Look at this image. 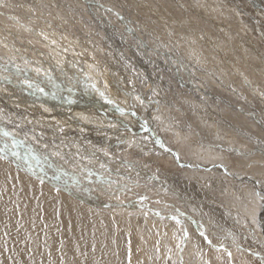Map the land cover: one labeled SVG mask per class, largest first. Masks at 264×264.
Returning a JSON list of instances; mask_svg holds the SVG:
<instances>
[{
	"label": "rangeland",
	"instance_id": "1",
	"mask_svg": "<svg viewBox=\"0 0 264 264\" xmlns=\"http://www.w3.org/2000/svg\"><path fill=\"white\" fill-rule=\"evenodd\" d=\"M35 1L40 3L39 6L35 5L36 2L31 3L29 0H3V4H0V34L4 33L3 36H5L8 41V43L7 41L6 43L4 42L5 46L8 44L5 47L6 49L2 47L3 45L0 46V67L2 68L0 69V126L5 127L7 124L15 123V125L17 124L19 127L24 129L27 128L26 130L31 127L29 130H34V135L36 134V136H34L31 133L32 136L30 132H18L17 134L20 136H15L16 141H18L15 142V145L18 147L15 146L16 148H14L13 140H9L10 138L0 133L2 136L0 137V144L1 142L3 144V146L0 145V149H4L6 156L11 157L13 152L18 153L20 150L19 153L21 154L18 153L17 160L21 162L17 161L18 164L21 163L27 165L26 167L32 170L40 171L39 174H45L44 176L53 179L55 183L62 186L60 189L64 191L71 192V188H73L72 192L75 193L76 196H79H77L76 199L85 200V203L89 205L92 203V206L99 207V209L101 205L105 208H110L114 205L111 202L113 201L111 198H115L116 196V198L120 200L118 201L115 198L114 201L120 202L123 205L120 206L121 208H128L131 210L132 214L141 215L144 219L146 216H151L152 218L157 215L156 217H159L161 220L170 221L172 223H177L176 221L179 220L180 225L179 223L177 224L181 228L182 235H184L186 231L187 237L191 236L189 239L194 240V242L196 241L195 243H197L198 251L200 254L202 253V264H207L206 261L209 262L208 255L206 254L209 251L208 249L211 248L210 250H213V247L219 244V248L226 246L220 251V253H223L220 254L217 264H264V196L260 195L256 198L259 200V205L256 210L257 217L255 216V221H251L252 218L247 216L248 214L246 212L224 200L222 196L224 193L221 195V193L217 192L220 194L217 195L216 192H214L213 197L205 196L206 199L204 196H199L194 190H185L183 187L177 186L172 181L174 179L177 181L181 179L179 178L181 176V174H179L180 168H185L191 160H197V158H191L193 154L188 148L186 151V146H184V156L190 159H188L185 167L181 164L179 165L178 162L175 161L174 154L166 149L169 148L175 151L180 157L184 156H181L182 152L181 149H179V145H177L178 143H175L173 136L167 131L169 126L163 118H154L156 121L155 127L151 126L152 133L147 129L148 118L152 111V106L155 105L154 103L158 102L157 98L155 100L151 99L149 94L157 97L158 93L156 89L162 88L160 90L164 91L166 88L163 86L164 84H160V79L154 76L156 74L170 76V82L175 86L179 84V81L181 84L193 85L186 88V93H178L176 97L180 95L186 96L188 94L192 96L191 92L193 89H196L195 85L199 88H203L202 86L204 85L203 90L205 92L207 91L209 95L211 94L210 96L213 98H211L212 102H218L219 99L218 104L220 105L222 102L224 104L220 107H225L224 109H227L228 106V110L231 109L230 113H233L234 116L236 115L235 113H238L237 115L246 117L248 121L251 120L248 113L251 114L253 110L254 113L252 114L256 117L259 116L258 119H262H259V121L261 120L260 122L264 125V0H124V2L123 0ZM148 1H150V3ZM137 10L139 12H137ZM11 20L14 21L12 22ZM32 20L33 22H31ZM61 20H63V22ZM3 26L6 27L7 33L3 32ZM25 27H30V30L39 31L40 33L43 32L45 36H48V40L49 38H52L51 40L57 38V41L55 40L52 44L58 43L65 47L67 45V48L69 46L70 48L68 49H70V52L67 49L66 53L70 56V59L74 61L79 60L77 63L71 60L75 64L74 66L78 65L76 68L74 67L75 69H77V67L78 71L81 69L79 72L80 74L77 73L78 75L82 77L85 74V67L83 68L81 64H83V66L87 64V67L90 66V68H92L91 70L85 69L88 78L86 80L83 78L78 84V80L81 79V77L77 78L76 73L68 72L67 69L59 67L60 65H57L59 67L58 69L53 62L47 64L46 62H48V59H44L45 56L43 54L50 50L44 44L41 45V42L35 41L33 32L31 34ZM7 28L13 29L14 31L8 30ZM24 31L27 33L25 34ZM47 31L49 33H47ZM19 32L21 34H19ZM122 34H124V36ZM136 35L141 39L136 37ZM195 37L202 38L201 44L198 42V45L194 42L196 41ZM181 39H185L186 41ZM32 40L34 42H32ZM12 42H17L18 44H13ZM184 42L187 43L183 44ZM10 45L11 47L13 46L11 49ZM148 46L151 47V49ZM7 47L10 50H7ZM214 49L216 51H214ZM204 53H207V57ZM36 56H42L43 60ZM75 56L79 57V59H76ZM150 58L153 59L150 60ZM155 58L156 60H154ZM86 61L87 63H85ZM13 64L17 68V71H19V74L9 70L14 67ZM201 64L212 67L211 69H203L200 68ZM193 65L199 67L200 70L194 68ZM219 65H221V67H219ZM38 66L44 69L47 68V70L50 69H48V67H51V69L46 72L34 70L35 67L38 68ZM91 66H94V68ZM217 67L222 68V70L219 68L216 69ZM27 68L34 72L32 74L28 73L26 71ZM262 69L263 71H261ZM100 71H104V74H101ZM93 72L96 78L91 79L89 75ZM193 72L197 74V77ZM248 72H250V74H252V72L253 74L255 73V76L258 74L260 75H258L259 77L257 76L258 78L254 77L255 84H258V86L247 87V80L244 76H246ZM253 74L251 75L252 77ZM101 75L105 80L104 82H106L104 84L101 82ZM68 77H70L69 79H71L72 82ZM90 80L96 84L99 83V90L102 89L103 91L104 97L101 95L102 93L99 95L93 93L97 100V104L90 102L87 96L83 94L84 90L88 88L87 82ZM157 80L158 82H156ZM161 81L163 82V80ZM203 81H205L207 85ZM208 81L210 83L212 82L213 85L210 84L208 86ZM170 82L167 83V81H165L166 86H168ZM77 85H80L82 88ZM260 85L263 86L261 87ZM105 86L108 88V92L103 89ZM210 88L212 90L214 88L215 91H212ZM67 89L71 92H66ZM223 89L225 93L222 91ZM260 89L262 90L260 91ZM176 90L180 91L181 89L177 88ZM239 90H246V92L241 93ZM204 91L201 89L198 94H202ZM238 91L240 93H238ZM77 92L80 94L75 95ZM166 92L167 91L163 92L164 95L173 97V94L168 95ZM218 92L222 93L218 94ZM106 94L108 95L105 96ZM68 97L70 99H67ZM237 98L239 100L238 102H244V108L242 104H237ZM109 101L111 102L109 103ZM228 102H230L231 105ZM246 102L247 104H245ZM68 103L70 105H68ZM162 104L163 103H161V105ZM234 105L237 106L234 107ZM240 106H242L244 111ZM258 107H261V109L258 110ZM164 108L165 106L163 105V109ZM156 109H158V107ZM3 112H5V114ZM56 116H58L57 119ZM229 116L234 117L231 115ZM184 117L179 116L181 121L185 119ZM188 122V120L183 121L185 125H187ZM189 123L191 125V122ZM23 125H25V127H23ZM10 128L11 126L2 129L0 127V131L8 133ZM11 129L14 130V128ZM92 136L96 138V141H93ZM151 136H157L158 138L156 139L158 142L156 139L153 140ZM3 137L8 140L6 139L5 141ZM17 138L20 139L17 140ZM243 138L245 139V136H243ZM98 139L99 143H97ZM33 140L36 141V143H31ZM85 140H88L89 143L85 142ZM247 140L248 139H246V141ZM8 141L12 143H8ZM20 141L22 145L19 143ZM112 141L113 143L115 142L114 144H118L119 147H117L116 150L109 151L108 148L114 145ZM101 143L104 144V147L101 146ZM5 145H7L6 148ZM25 145L26 147H24ZM106 145L107 148H105ZM60 146L63 151L59 148ZM64 148L66 150H64ZM36 150L39 151L37 152ZM60 150L61 153H59ZM134 151L137 153L146 151V153L138 156L134 155L136 153ZM164 152L171 154V158L167 155H163ZM54 153L58 157L55 155V158H53ZM51 154H53V156ZM94 154L97 158L92 157L95 156ZM65 157H67V159ZM24 158L28 160L24 161ZM239 159L245 161L244 163L241 162V165H245V163L247 165L246 157ZM69 160L73 164H71ZM200 161L203 160L200 159ZM259 161L260 160L254 164V167H261L264 171V162L261 163ZM69 163L70 165H68ZM237 163L236 161L235 164ZM15 165L18 167L17 164ZM21 168L22 167H18V169ZM62 168L64 170H62ZM93 168L96 170H93ZM61 170L62 172L64 171L63 173H65V175H63V173L60 175ZM233 170L238 173L241 171L239 169ZM94 171L98 172L96 176H92L91 174L94 173ZM263 171H261L260 174L263 173L262 176L264 177ZM113 174H120L118 175L119 178H117L118 176L115 177ZM98 176H108L107 180L110 182L104 184L100 183L95 185L96 187H90V180H94V177ZM86 181L89 182L86 183ZM229 181L232 180L226 181L227 183L225 182V186L223 187L224 190L230 188ZM258 183V185H260L259 187L264 188V178L262 182L259 181ZM260 183H263V186H261ZM235 185L237 187L239 186V184ZM159 186L163 188L160 189ZM74 190L76 191L74 192ZM191 196L193 197L191 198ZM214 198L218 200L217 203V200ZM243 198L245 199V197ZM208 199H210V201ZM108 200L110 202H108ZM207 200L209 202H207ZM222 200L224 203L221 202ZM227 206L229 208H227ZM173 217H176V219H173ZM185 217L190 220H185ZM188 221L191 222L188 223ZM235 221L236 223H234ZM247 227L250 228L248 229ZM196 228L206 235L202 236L200 232L197 233L198 231H196ZM205 236L207 239H205ZM184 239L185 242H187V239ZM208 240L211 241V243L207 245V243H209ZM251 241L253 243H251ZM204 245L210 247L208 248L206 246L207 248H205ZM229 253L231 255H229Z\"/></svg>",
	"mask_w": 264,
	"mask_h": 264
},
{
	"label": "bare ground",
	"instance_id": "2",
	"mask_svg": "<svg viewBox=\"0 0 264 264\" xmlns=\"http://www.w3.org/2000/svg\"><path fill=\"white\" fill-rule=\"evenodd\" d=\"M29 1L31 3L36 2L35 0H29ZM42 1H44V0H42ZM150 1H148V2L150 3ZM123 2H124V0H123ZM57 3H59V2H57ZM145 3H146V1H145ZM0 4H3V0H0ZM39 4L40 3H37V2L35 3V5H38V6H39ZM41 6H43V5H41ZM137 12H139V11L137 10ZM152 12H150V13H152ZM64 17H66V16H64ZM147 19H148V17H147ZM165 20H167V19H165ZM61 21L63 22V20H61ZM31 22H33V20ZM35 22H36V20H35ZM4 23H6V22H4ZM168 23H170V22H168ZM24 24H26V23H24ZM46 24H48V23H46ZM13 25H14V23H13ZM16 26H18V25H16ZM30 27H32V26H30ZM30 27H25V29L28 30V32H30L31 34L33 32L34 40L41 42V45L44 44L50 50L49 52L43 54L45 56L44 59H46V60L48 59V62H46L47 64L50 62H53V64H55L56 66L60 65L59 67H63L64 69H67V71L71 72V73L74 72L77 74L81 71V69H79V71H78V67H77V69H75L76 66H78V65L74 66L75 64L71 61L73 59H70V56L66 53L67 52L66 50L68 48H70L69 46L67 48V45L65 44L66 41H65V43H63L66 45V47L64 45L62 46V44H58V43L52 44L57 38L56 39L53 38V40H51L52 38H49V40H48V36H45L43 34V32L40 33L39 31L30 30ZM4 28H2L3 32L7 33L6 27H4ZM18 28H20V27H18ZM105 28H107V27H105ZM10 30H13V29H10ZM16 30H17V28H16ZM171 31H173V30H171ZM24 33H25V31H24ZM47 33H49V32L47 31ZM47 33H45V34H47ZM19 34H21V33L19 32ZM3 35H4V33L0 34V41H1L0 46L3 45L2 47L5 48L8 44L6 46L4 45V42L6 43L7 38ZM48 35H50V34H48ZM66 35H67V33H66ZM122 35L124 36V34H122ZM168 35H170V34H168ZM171 35H172V33H171ZM125 36H127V35H125ZM10 37H12V36H10ZM136 37L140 38L138 35H136ZM158 37H157V39H158ZM33 38H31V39H33ZM64 38H65V36H64ZM178 38H180V37H178ZM195 38H196V41H194V42H196L197 44H198V42L199 43L202 42L201 41L202 38L201 39L199 37L198 38L195 37ZM140 39H138V40H140ZM153 39H156V38H153ZM159 39H160V37H159ZM129 40H131V39H129ZM146 40H144V41H146ZM181 40H183V39H181ZM10 41H11V39H10ZM15 41H16V38H15ZM30 42H31V40H30ZM32 42H34V41L32 40ZM178 42H179V40H178ZM7 43H8V41H7ZM35 43H37V42H35ZM186 43L187 42H184L183 44H186ZM72 44H74V43H72ZM197 44H195V45H197ZM68 45H69V43H68ZM148 45H150V44H148ZM157 45H159V44H157ZM35 46H37V45H35ZM166 46H167V44H166ZM12 47L10 45V49ZM38 47H40V46H38ZM132 47H134V46H132ZM149 48L151 49V47H149ZM10 49L7 47V50H10ZM128 49H129V47H128ZM168 49H171V48H168ZM68 50L70 52V49H68ZM214 51H216V50L214 49ZM197 52H198V50H197ZM204 54H206V57H207V53H204ZM77 56H75L76 59H79V57H77ZM220 56H223V55H220ZM12 57L16 58L14 56H12ZM36 57H39L40 59L43 58L42 56H36ZM182 57H183V55H182ZM184 57H185V55H184ZM151 59H153V58H150V60ZM201 59H203V58H201ZM154 60H156V58ZM77 61H79V60H77ZM77 61L75 60L74 62L77 63ZM229 62H230V60H229ZM85 63H87V61ZM221 63H223V62H221ZM130 65H132V64H130ZM201 65H200V68H203V69H211V67H212V66L209 67L208 65H204V64L202 66ZM81 66L83 68L85 67L86 70L92 69V68H90L89 65H88L89 67H87V64H84V66H83V64H81ZM193 66H194V68H197V70L198 69L200 70L199 67H197L195 65H193ZM14 67H15V65H14ZM59 67H58V69H59ZM91 67L94 68V66H91ZM219 67H221V65H219ZM219 67H217L216 69H218ZM49 68L51 69V67H48V69ZM0 69H2V68L0 67ZM12 69L10 68L9 70L19 74V71H17L16 67L13 70ZM85 69H84V71H85L84 76L81 77V75L77 74V78L81 77V79H79L80 81L78 80V84H79V82H81L83 80V78H84V80H86L88 78V75H87ZM219 69L222 70V68H219ZM34 70L42 71V72L49 71V70H47V68L44 69L41 66L40 67L38 66V68L35 67ZM26 71L30 74H32L34 72L33 70L28 69V68ZM235 71H237V70H235ZM257 71H259V70H257ZM261 71H263V69ZM102 72L100 71L101 74H104V71H102ZM250 72H248L247 75L244 76V77H246V80H247V81L245 80L247 82V87L255 86V85L258 86V84H255V78L254 77H257L259 74L257 76H255L254 75L255 73L253 74V72H252V74H253V77H252L251 76L252 74H250ZM150 73H151V70H150ZM193 73H195V72H193ZM221 73H223V72H221ZM93 74H94V72L89 75L91 77V79L96 78ZM167 74H169V73H167ZM263 74H264V72H263ZM162 75L156 74L154 76L156 78L160 79L159 80L160 84H164L163 86L166 87L164 91H167L166 93H168V95L173 94V97L164 95V93H163L164 91L160 90L162 88L156 89L157 93H158L157 97L149 94V97L151 99L155 100L157 98V101L159 103L156 102V103H154L155 105L153 104L154 106H152V109H151L152 111H151L150 116L148 118L149 124L147 123V125H148L147 129H149V132L152 133L151 126L155 127V121H156V119H154V118L155 117H157L158 119L160 117L163 118L164 121L169 126V128H167V131L171 134V136H173L175 143L177 142L178 143L177 145H179V149H181V152H182L181 156H184L183 149L185 148L184 146H186V148H185L186 151L188 148V150H190L191 153L193 154V156L191 158H193V157L197 158V160H191L187 164V161L190 158H187L186 156L180 157V155H178L175 151H173L169 148L166 149L167 151H170L171 153L174 154L175 161L178 162L179 165L181 164L183 167H185V165L187 164L185 168H180L181 170H179V174H181V176L183 175L182 177L181 176L179 177L181 179H179L178 181L176 179H174L172 182L179 187H183L185 190H194L199 196L213 197L214 192H216L217 195H220L218 193H221V195H222V193H224L222 196H223L225 201H227L229 204L235 205L237 208L242 209V211H244L248 214L247 216H250L252 218L251 221L254 220L255 216H256V210H257L258 205H259V200L256 198L259 197L260 195L264 196V188L259 187L260 185H258L259 181H261V182L263 181V178H264L262 176L263 173L260 174L261 171H263V170L261 169V167L260 168L254 167V164L258 160H260L259 162H261V163L264 162V125L262 122H260L262 119L259 118V119H261L259 121V119H258L259 116L256 117L254 114H252V113H254L253 110H252V113L250 111L251 114L248 113V116H250V119L252 121L251 120L248 121L247 118L243 117L242 115H241L242 117H240L239 115H237L238 113H235L237 115V116L235 115L236 116L235 117L233 113H230L231 109L228 110V106H227V109H224L225 107H220L223 104V102H222V104L219 105L218 104L219 99H218V102L217 101H214V102L211 101L213 98L210 96L211 94L209 95L207 93V91L205 92L203 90L204 85L202 86L203 88H199V87H197V85L194 84L196 86V89H193V91L191 92L192 96H190L188 94L186 96L180 95V96L176 97L178 95V93H181V94L186 93V88L188 86H193V85H191V84L185 85L183 83L181 84V82L179 81V84H177L175 86L173 83L170 82V78H171L170 76H168V75L162 76ZM222 75H224V74H222ZM196 77H197V74H196ZM225 77H226V75H225ZM227 77H229V76H227ZM69 78L70 77H68V79ZM100 78L102 80L101 81L102 84L106 83V82H104L105 80H104L103 76ZM213 78H212V80H213ZM230 78H231V76H230ZM208 79H210V78H208ZM69 80H71V79H69ZM161 80H163V82ZM165 81H167V83L170 82V84L168 86H166ZM71 82H72V80H71ZM96 82H97V80H96ZM156 82H158V80ZM203 82L205 83V81H203ZM76 83H77V81H76ZM154 83H155V81H154ZM208 83H209L208 86L210 84L213 85L212 82L210 83L208 81ZM31 84H33V83H31ZM87 84H88L87 85L88 88H86L85 90L83 89L84 93L83 92L82 93L87 96V99L90 102H92L93 104H97V100H96L95 96L93 95V93L96 95H99L100 93L103 94V91H102V89L99 90V83L96 84V83L92 82V80H90L87 82ZM237 84H238V82H237ZM237 84H234V85H237ZM230 85H231V82H230ZM85 86H86V84H85ZM78 87H77V89H78ZM176 87L180 88L181 90L180 91L176 90L177 89ZM80 88H82V87L80 86ZM105 88H106V86L103 87V89L107 91L108 88H106V89ZM192 88H194V87H192ZM201 89H202V91H204V93L198 94ZM25 90H27V89H25ZM213 90H214V88H213ZM261 90L262 89H260V91ZM74 91H76V90H74ZM222 91L225 93L224 89ZM239 91L241 93L246 92V90H244V91L239 90ZM239 91H238V93H240ZM66 92L69 93L71 91H68V89H67ZM66 92H64V93H66ZM78 92L75 95L80 94ZM220 93H222V92H218V94H220ZM246 94H245V96H246ZM1 95H3V94H1ZM107 95L108 94H106L105 96H107ZM221 95H220V97H221ZM100 97H101V95H100ZM103 97H104V95H103ZM226 97H227V95H226ZM63 98H65V97H63ZM67 99H70V98L68 97ZM232 100H235V99H232ZM63 101H65V100H63ZM238 101L239 100L237 98V104L240 103ZM250 101H251V99H250ZM257 101H259V100H257ZM133 102L135 103L136 101H133ZM160 102L163 104L161 105ZM247 102L245 104H247ZM263 102H264V100H263ZM71 103H73V102H71ZM228 103L231 105L230 102H228ZM243 103H240V104H242V106H243ZM68 105H70V104L68 103ZM163 105L165 106L164 109H163ZM236 106L237 105H234V107H236ZM242 106H240V107L242 108ZM157 107H158V109H156ZM243 108H244V106H243ZM246 109H248V108H246ZM260 109H261V107L258 110H260ZM243 111H244V109H243ZM3 113L5 114V112H3ZM229 115L234 116V117H230ZM260 115H261V112H260ZM179 116H183V117L185 116L184 117L185 119L183 121L188 120L189 122H191V125L189 122L187 125H185L186 122L183 123V121L180 120ZM57 118H58V116H56V119ZM181 119H182V117H181ZM71 120H73V119H71ZM23 123H25V122H23ZM60 124H62V123H60ZM9 126H11V128H14V130H12L10 128L9 129L10 135L5 136V137L10 138L9 140H13V143L18 142V141H16V137H15L16 135H18L17 137L20 136L19 134H17L18 132H20V133L21 132H25V133L30 132V134L32 133L34 135V130H29V128H31V127H29L28 130H26L27 128L24 129L22 127H19L17 124L15 125V123L7 124L5 127H9ZM27 126H29V125H27ZM0 127H1V129L5 128L3 126H0ZM23 127H25V125H23ZM242 128H244V129H242ZM245 130H247V131H245ZM0 133H2L1 135H4L5 131H3V132L0 131ZM1 135H0V137H2ZM40 135H42V134H40ZM34 136H36V134ZM243 136H245V139L243 138ZM92 137H93V141H96L95 140L96 138H94V136H92ZM7 138L3 137V139H5V141ZM151 138L153 140H155L158 137L157 136H151ZM19 139L20 138H17V140H19ZM111 139H113V138H111ZM246 139H248V140L246 141ZM34 140H35V138H34ZM34 140L31 143H34V142L36 143V141H34ZM53 140H54V137H53ZM59 141H61V140H59ZM98 141H99V139L97 140V143H99ZM100 141H101V139H100ZM105 141H106V139H105ZM9 142H11V141H8V143ZM22 142H23V139H22ZM85 142L89 143L88 140H85ZM157 142H158V140H157ZM19 143H21V141ZM102 143H103V141H102ZM112 143H113V141H112ZM59 144H60V142H59ZM101 144H99V145H101ZM105 144H106V142H105ZM0 145L3 146L2 142ZM21 145H22V143H21ZM103 145L104 144H102L101 146H103ZM180 145H181V147H180ZM108 146H109V144H108ZM16 147H18V146H16ZM16 147H14V148H16ZM24 147H26V145ZM117 147H119L118 144H114V145H111L108 149H109V151L110 150L113 151V150H116ZM59 148H61V146ZM105 148H107V145ZM7 149H9V148H7ZM64 150H66V149L64 148ZM27 151H30V150H27ZM62 151H63V149H62ZM3 152L4 151L0 152V157H3V158H0V264H202V259H203V257L201 256L202 253L201 254L199 253L197 243H195L196 241L194 242V240H192V239L190 240L189 239V238H191V236H190V237H186L187 242H185V239H184L185 237H184V235H182V232L180 230L181 228L178 226L177 223H172L170 221L161 220L159 217H156L157 215L152 217V218H151V216H149V217L146 216V218L144 219L143 217H141V215L139 216V215L132 214L130 209L125 208V207L121 208L120 206H123V205L120 202L114 201L116 196H115V198H113V197L111 198L113 200L111 202L114 205H112L110 208H108V207L105 208L104 206L102 207L101 204H100L101 205L100 209H99V207H96L94 205L92 206L91 205L92 203L89 205V204L85 203L86 202L85 200L82 201V200H79V198L76 199V197L78 195L76 196V194L72 192L73 188H71L72 189L71 192H67L66 190L64 191V190L60 189L62 187L61 185L55 183V181H53V179H49L48 176L47 177L44 176L45 174L44 175L39 174L40 171L32 170L29 167H26L27 165H24L21 163L18 164L17 161H19V160H17V155H13L14 152L11 154V157L9 156L10 154L8 155L9 157H7L5 152L4 153ZM19 152H20V150L18 151V153ZM134 152H136V151H134ZM31 153H33V152H31ZM55 153H54L53 158H55V155L57 154V153L56 154ZM59 153H61V150L59 151ZM145 153H146V151H142V152H139V153L136 152L135 154L134 153L133 154L139 156L140 154H145ZM19 154H21V153H19ZM25 154H27V153H25ZM48 154H47V156H48ZM51 155L53 156V154H51ZM63 155H65V154H63ZM163 155H167L171 158V154H168L166 152H164ZM92 157L97 158L96 155L92 156ZM242 157L247 158V160H246L247 165H246V163H245V165L240 164L241 162L242 163L245 162V161H242L241 159H239ZM22 158H19V159H22ZM25 158H27V157H25ZM65 158L67 159V157H65ZM100 159H101V157H100ZM193 159H195V158H193ZM200 159H202L203 161H200ZM26 160H28V159H25L24 161H26ZM235 160L238 162L237 164H235V162H236ZM24 161H23V163H24ZM48 161H47V163H48ZM59 161H60V159H59ZM19 162H21V161H19ZM69 162H70V160H69ZM70 163L68 165H70ZM15 164H17L18 167H22V168L18 169V167ZM71 164H73V163H71ZM159 165H158V167H159ZM110 166H113V165H110ZM256 166H257V164H256ZM258 166H259V163H258ZM260 166H262V165H260ZM166 167H167V165H166ZM188 169H190V170H188ZM233 169H239L241 171H240V173H238V172H234ZM62 170H64V169L62 168ZM62 170H61L60 175L64 172V171L62 172ZM93 170H96V169L93 168ZM58 174H59V172H58ZM91 174H92V176H96L98 174V172L94 171V173H91ZM60 175H59V177L61 178ZM63 175H65V173H63ZM113 175L115 177H117L120 174H113ZM102 176L94 177L95 178L94 180H90L91 181L90 187L98 185L100 183L104 184V183L110 182L109 180H107L108 176H104V177H102ZM173 177H174V175H173ZM117 178H119V176ZM227 179L232 180V181H229L230 182L229 183L230 188L228 190H227V188H226V190H224L223 187L225 186V182L228 181ZM162 181H164V180H162ZM168 181H170V180H168ZM88 182L86 181V183H88ZM168 183H165V184H168ZM235 184H237V185L239 184V186L237 187ZM260 184H261V186H263L262 185L263 183H260ZM161 185H163V184H161ZM87 187H89V186H87ZM159 188H160V186H159ZM162 188H160V189H162ZM85 190H86V188H85ZM75 191L76 190H74V192ZM84 194H85V192H84ZM216 194H215V196H216ZM192 197L193 196H191V198ZM243 197H245V199ZM214 199H216V198H214ZM214 199H211V200H214ZM246 199H247V201H246ZM88 200L91 201L90 199H88ZM208 200L210 201V199H208ZM208 200H207V202H209ZM108 202H110V201L108 200ZM217 202H218V200L216 201V203ZM221 202H223V200ZM209 204H211V203H209ZM115 207L116 208L120 207V208L116 209ZM227 208H229V207L227 206ZM231 212H232V210H231ZM241 214H243V213H241ZM142 216H144V215H142ZM182 217H184V216H182ZM186 219L187 218L185 217V220ZM187 220H190V219H187ZM190 222L191 221H188V223H190ZM192 222H194V221H192ZM224 223H225V221H224ZM234 223H236V221ZM179 225H180V223H179ZM245 225H246V223H245ZM197 228H198V225H197ZM197 228H196V231H198ZM199 230H201V229H199ZM201 231H203V230H201ZM199 232L200 231H198L197 233H199ZM208 234H209V232H208ZM257 236H258V234H257ZM192 237H193V235H192ZM249 237H250V235H249ZM251 237H253V236H251ZM248 240H246V241H248ZM222 242H223V240H222ZM251 243H253V242L251 241ZM208 244H210V243H207V245ZM262 244H263V242H262ZM207 245H204V247L207 248L208 247ZM219 245H216L215 247H213L214 248V249L212 248L213 250H210L211 248L208 249L209 251L206 254L208 255L209 262L206 261L207 264H217L218 263V260L220 258V254L223 253V252L220 253V251L226 246L225 245L223 248L220 246L221 248H219ZM245 245H247V244H245ZM202 251H203V247H202Z\"/></svg>",
	"mask_w": 264,
	"mask_h": 264
},
{
	"label": "snow or ice",
	"instance_id": "3",
	"mask_svg": "<svg viewBox=\"0 0 264 264\" xmlns=\"http://www.w3.org/2000/svg\"><path fill=\"white\" fill-rule=\"evenodd\" d=\"M118 15V14H117ZM101 95H103V94H101ZM109 102H111V101H109ZM4 135L5 136H8V135H10L9 133H7V132H5L4 133ZM7 147V145H5V148ZM13 147H15V143H13ZM2 151H4V149H0V152H2ZM13 155H18V153H13ZM0 158H3V157H0ZM173 219H176V217H173ZM177 223H179V220H177ZM201 235L202 236H204L205 234L203 233V232H201ZM184 236H185V238L187 237V232L185 231L184 232ZM205 239H207V237L205 236ZM209 243H211V241H208ZM229 255H231L230 253H229Z\"/></svg>",
	"mask_w": 264,
	"mask_h": 264
}]
</instances>
